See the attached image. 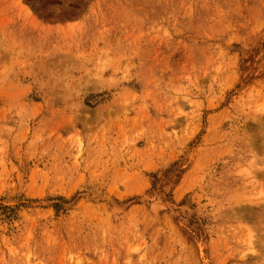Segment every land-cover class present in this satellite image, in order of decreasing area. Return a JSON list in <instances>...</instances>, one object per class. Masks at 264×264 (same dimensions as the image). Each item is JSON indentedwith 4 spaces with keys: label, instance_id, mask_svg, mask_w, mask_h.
Masks as SVG:
<instances>
[{
    "label": "rangeland",
    "instance_id": "obj_1",
    "mask_svg": "<svg viewBox=\"0 0 264 264\" xmlns=\"http://www.w3.org/2000/svg\"><path fill=\"white\" fill-rule=\"evenodd\" d=\"M0 264H264V0H0Z\"/></svg>",
    "mask_w": 264,
    "mask_h": 264
}]
</instances>
